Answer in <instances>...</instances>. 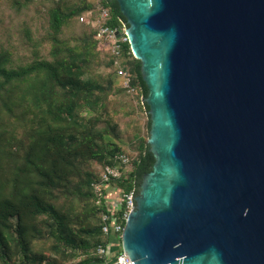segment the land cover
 <instances>
[{"label": "water", "instance_id": "obj_1", "mask_svg": "<svg viewBox=\"0 0 264 264\" xmlns=\"http://www.w3.org/2000/svg\"><path fill=\"white\" fill-rule=\"evenodd\" d=\"M113 1L155 157L123 250L135 264H264V0Z\"/></svg>", "mask_w": 264, "mask_h": 264}, {"label": "trees", "instance_id": "obj_2", "mask_svg": "<svg viewBox=\"0 0 264 264\" xmlns=\"http://www.w3.org/2000/svg\"><path fill=\"white\" fill-rule=\"evenodd\" d=\"M48 1L46 32L41 40L29 35L28 55L0 45V264H105L97 247L106 242L108 205L99 202L94 184L102 167L126 154L130 161L116 183L139 194L155 162L151 121L147 138L136 132L134 152L119 143L122 127L108 110L110 96L127 91L114 68L117 57L97 39L92 21L81 20L99 0ZM103 3L112 26L126 23L116 1ZM74 22L81 29L67 36ZM123 53L132 85L146 97L141 61L129 42ZM104 63L109 73L99 71Z\"/></svg>", "mask_w": 264, "mask_h": 264}, {"label": "built area", "instance_id": "obj_3", "mask_svg": "<svg viewBox=\"0 0 264 264\" xmlns=\"http://www.w3.org/2000/svg\"><path fill=\"white\" fill-rule=\"evenodd\" d=\"M81 20L92 21L96 27L97 39L103 46H108L111 53L117 57L114 68L122 77L125 89L132 95L140 96L139 89L132 85L131 74L123 65V44L129 42L126 25L115 27L110 24L111 13L109 8L104 5L103 0H99L95 11L83 15ZM118 32H123L124 35L118 37ZM140 98L143 99V96ZM119 160L117 165L108 164L102 167L100 179L94 184L99 202H105L108 205L107 211L102 213L106 242L98 245L97 254L106 258L105 264H135L131 256L123 250L122 238L126 222L134 210L133 196L136 187L125 191L117 185L116 181L122 176L121 168L124 164L129 163L130 157L122 154Z\"/></svg>", "mask_w": 264, "mask_h": 264}, {"label": "rangeland", "instance_id": "obj_4", "mask_svg": "<svg viewBox=\"0 0 264 264\" xmlns=\"http://www.w3.org/2000/svg\"><path fill=\"white\" fill-rule=\"evenodd\" d=\"M14 1L0 0V45H5V47L11 46L18 57H23L25 54L28 55L30 53V46L27 45L29 35L35 40H41L43 34L46 32L47 9L52 4V1L33 0L29 5L23 7L16 5ZM21 1L24 2L25 0ZM67 1L74 4L79 0ZM80 29V23L74 22L67 29L66 35L71 36L76 34ZM99 71L109 73L111 68L104 63ZM121 82L120 80V85ZM108 110L122 127L123 136L119 143L127 151L134 152V147L138 142L135 137L136 132L146 138L149 135V114L146 106L143 104V99L138 95L122 91L110 96Z\"/></svg>", "mask_w": 264, "mask_h": 264}, {"label": "crops", "instance_id": "obj_5", "mask_svg": "<svg viewBox=\"0 0 264 264\" xmlns=\"http://www.w3.org/2000/svg\"><path fill=\"white\" fill-rule=\"evenodd\" d=\"M94 264H98V263H94Z\"/></svg>", "mask_w": 264, "mask_h": 264}]
</instances>
